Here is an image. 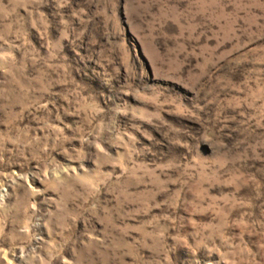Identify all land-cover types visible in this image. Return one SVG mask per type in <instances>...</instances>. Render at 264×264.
<instances>
[{"label": "rangeland", "instance_id": "374dc122", "mask_svg": "<svg viewBox=\"0 0 264 264\" xmlns=\"http://www.w3.org/2000/svg\"><path fill=\"white\" fill-rule=\"evenodd\" d=\"M0 264H264V0H0Z\"/></svg>", "mask_w": 264, "mask_h": 264}]
</instances>
